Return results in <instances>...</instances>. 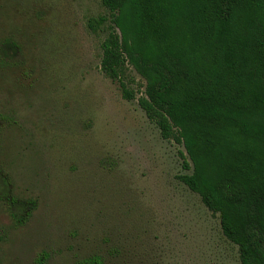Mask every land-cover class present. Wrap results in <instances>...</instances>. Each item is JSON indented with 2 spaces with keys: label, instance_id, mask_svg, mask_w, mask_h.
<instances>
[{
  "label": "rangeland",
  "instance_id": "374dc122",
  "mask_svg": "<svg viewBox=\"0 0 264 264\" xmlns=\"http://www.w3.org/2000/svg\"><path fill=\"white\" fill-rule=\"evenodd\" d=\"M101 16L103 0H0V264H241L179 179L184 148L102 72ZM10 197L33 203L22 223Z\"/></svg>",
  "mask_w": 264,
  "mask_h": 264
},
{
  "label": "trees",
  "instance_id": "16d2710c",
  "mask_svg": "<svg viewBox=\"0 0 264 264\" xmlns=\"http://www.w3.org/2000/svg\"><path fill=\"white\" fill-rule=\"evenodd\" d=\"M101 69L184 151L179 179L264 264V0H103ZM145 82L131 88V73ZM0 171V190L8 187ZM22 223L32 204L6 199ZM90 258L78 264H100Z\"/></svg>",
  "mask_w": 264,
  "mask_h": 264
}]
</instances>
